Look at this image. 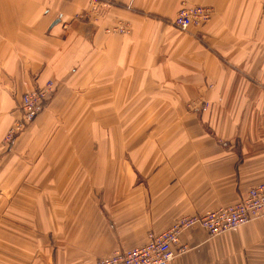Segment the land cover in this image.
<instances>
[{"label":"crops","instance_id":"crops-1","mask_svg":"<svg viewBox=\"0 0 264 264\" xmlns=\"http://www.w3.org/2000/svg\"><path fill=\"white\" fill-rule=\"evenodd\" d=\"M182 6L212 9L204 43L171 24ZM118 22L128 34L105 32ZM45 79L62 81L54 101L7 149L20 96ZM86 128L95 151L72 145ZM261 182L264 0H0V264H95ZM180 241L170 264H264V216Z\"/></svg>","mask_w":264,"mask_h":264},{"label":"built area","instance_id":"built-area-1","mask_svg":"<svg viewBox=\"0 0 264 264\" xmlns=\"http://www.w3.org/2000/svg\"><path fill=\"white\" fill-rule=\"evenodd\" d=\"M110 2L111 0H93ZM209 10L202 7L182 9L179 11L173 24L181 26L183 30L192 25L200 24V19L208 17ZM31 101L27 107L30 109ZM264 215V182L249 189L243 200L233 205L219 207L202 215L182 216L160 233H150L146 242L121 253L100 259L97 264H169L175 253L172 249L178 245L182 231L199 226L208 235L215 236ZM184 248L177 251L183 252Z\"/></svg>","mask_w":264,"mask_h":264},{"label":"rangeland","instance_id":"rangeland-1","mask_svg":"<svg viewBox=\"0 0 264 264\" xmlns=\"http://www.w3.org/2000/svg\"><path fill=\"white\" fill-rule=\"evenodd\" d=\"M111 1L110 2H100V1H96L95 2L93 0H89L90 4H94V5H107V4H110ZM194 7H202V8L208 9L209 10L208 17L206 16L205 18L200 19V21H201L200 24H198V25H192V26H190L186 30H183V28L180 25L177 26V25H174L173 24V19H175V17L177 16V14L179 13L180 10H182V9H190V8H194ZM211 17H212V9H210L208 7H205V6H191V7L182 6L177 11V13L174 15V17L172 18L171 24L173 25V27L177 31H179L181 33H189L191 36H193V38L196 41H199L202 44V43H204V39L202 37L203 32H201V29L205 27V25L210 21ZM58 20H59L58 23H60V19L59 18H58ZM58 23H56L54 26H56ZM52 24L50 25L51 26L50 28L54 27V26H52ZM126 28H129V26L126 23L118 22V23L112 25L110 28H106L105 29V32L107 34H120V35L128 34L129 32L127 31ZM190 58H193V57H190ZM195 60L196 61L193 62V63H191V65H193V67H199V65L201 63V59L200 58H196ZM187 64L190 65L189 62H187ZM200 73H201V70H200ZM59 83L62 84V81H59ZM59 83L55 82L52 79H45L39 86H36L35 88H33L31 90L25 91L20 96V100H19V104H18L17 112H16L17 113V117L14 119L12 126L7 131V133H6L5 137H4V145H5V147H7V149H10L13 146L14 142L16 141V139L19 136H21L32 125V123L37 119V117L43 113V111L49 106V104L54 101L55 94L57 92V88L59 86ZM199 87L201 88L202 85H200ZM28 101H31V103H32V106H31L30 109L26 108L27 107V104H28ZM187 101L188 102L185 103V108L187 109L188 112H192V111L194 112L195 111V112L200 113L201 116L204 113H206V111L208 109V105H209V103H208V101L206 99H204V98H200V99L195 98V99L187 100ZM140 128L130 129V131L131 130L134 131L133 134L131 135V137L137 135L138 131H141L142 130ZM116 130H117L118 134H120L123 131V128H119V129H116ZM126 130L127 129H124V132H126ZM146 130H148V129H146ZM154 130L155 129L149 128V131H147L148 135L149 134H153ZM87 131H88V128H86V129H71V131L69 132V136H75V138L77 136H82L81 139H80V141L78 143L72 144L75 147L76 150H78L79 147H81V148L84 149V146L86 144L85 142L88 139V138H86V140L84 141V138L86 136H89L88 133H87ZM93 131H94V129H92V131H91V134L92 135H93ZM109 131H110V129L104 128L103 135L105 136L104 137L105 139L108 138ZM86 147H88L89 150L91 149L90 151H95L96 150L95 149L94 138H93V142L92 143H91V141H88V143L86 144ZM135 151L138 153L139 152V148L137 147ZM123 162L126 163L128 161L125 159V161H123ZM24 184H26L29 187H31L32 188V191L34 192V180H32L29 177L28 180L24 181ZM251 188H249V189H251ZM24 189L25 190L21 193L24 196V199L22 200V207H20L19 209L23 210L24 217L25 218H30V216L33 215V213H34V205L32 204L34 202V197L33 198L30 197L31 196L30 195L31 194L30 188H24ZM33 192H32V195L34 194ZM243 199H241V200H243ZM241 200H239V201H241ZM238 202H236V203H238ZM187 216H191V215H187ZM263 216L264 215L259 216L257 219H259V218H261ZM257 219H255V220H257ZM255 220L250 221V222H248L246 224H242V225H240L238 227H241V226H244V225H248L250 223H253ZM10 225H11V223L8 226H10ZM195 227H199V226H194V227H191L189 229H192V228H195ZM238 227H235V228L230 229L228 231L234 230V229H236ZM23 229L30 230V225H23ZM189 229H187V230H189ZM200 229H202V228H200ZM187 230L182 231L181 234L183 232L187 231ZM228 231H225V232H228ZM225 232H223V233H225ZM181 234H180V236H181ZM206 234L208 235L207 232H206ZM220 234H222V233H220ZM220 234H218V235H220ZM218 235H215V236H218ZM180 236H179V239H178V245H174L172 247V249H173V251L175 253V257L180 256V255H184L189 250L186 245H184V244L181 243ZM208 236L209 237H215V236H210V235H208ZM147 238H148V236H147ZM180 247L181 248H184L185 250L183 252L177 251ZM99 260L100 259H98L95 264H97V262Z\"/></svg>","mask_w":264,"mask_h":264},{"label":"water","instance_id":"water-1","mask_svg":"<svg viewBox=\"0 0 264 264\" xmlns=\"http://www.w3.org/2000/svg\"><path fill=\"white\" fill-rule=\"evenodd\" d=\"M59 22V20L57 19L53 24H52V26H54L56 23H58Z\"/></svg>","mask_w":264,"mask_h":264}]
</instances>
